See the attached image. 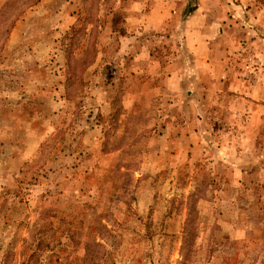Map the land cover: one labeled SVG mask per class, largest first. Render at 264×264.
<instances>
[{"label": "rangeland", "instance_id": "rangeland-1", "mask_svg": "<svg viewBox=\"0 0 264 264\" xmlns=\"http://www.w3.org/2000/svg\"><path fill=\"white\" fill-rule=\"evenodd\" d=\"M0 264H264V0H0Z\"/></svg>", "mask_w": 264, "mask_h": 264}, {"label": "trees", "instance_id": "trees-1", "mask_svg": "<svg viewBox=\"0 0 264 264\" xmlns=\"http://www.w3.org/2000/svg\"><path fill=\"white\" fill-rule=\"evenodd\" d=\"M189 214H190V212H189ZM191 223H192V218L189 217V218L187 219L186 225H187V226H190ZM187 229H188V227H187Z\"/></svg>", "mask_w": 264, "mask_h": 264}, {"label": "crops", "instance_id": "crops-1", "mask_svg": "<svg viewBox=\"0 0 264 264\" xmlns=\"http://www.w3.org/2000/svg\"><path fill=\"white\" fill-rule=\"evenodd\" d=\"M193 26H194V25L190 26V29H193V30H194L195 28H192ZM197 26H198V25H197ZM258 92L260 93L261 91L258 90L257 93H258ZM254 96H255V93H254Z\"/></svg>", "mask_w": 264, "mask_h": 264}, {"label": "built area", "instance_id": "built-area-1", "mask_svg": "<svg viewBox=\"0 0 264 264\" xmlns=\"http://www.w3.org/2000/svg\"><path fill=\"white\" fill-rule=\"evenodd\" d=\"M250 61H251V59H250Z\"/></svg>", "mask_w": 264, "mask_h": 264}]
</instances>
